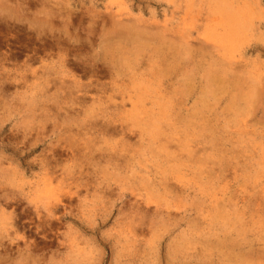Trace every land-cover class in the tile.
Listing matches in <instances>:
<instances>
[{
  "label": "rangeland",
  "instance_id": "374dc122",
  "mask_svg": "<svg viewBox=\"0 0 264 264\" xmlns=\"http://www.w3.org/2000/svg\"><path fill=\"white\" fill-rule=\"evenodd\" d=\"M0 264H264V0H0Z\"/></svg>",
  "mask_w": 264,
  "mask_h": 264
},
{
  "label": "bare ground",
  "instance_id": "6f19581e",
  "mask_svg": "<svg viewBox=\"0 0 264 264\" xmlns=\"http://www.w3.org/2000/svg\"><path fill=\"white\" fill-rule=\"evenodd\" d=\"M119 23H120V20H119ZM135 26H136V25H135ZM136 27H137V26H136ZM138 34H139V33H138ZM135 37H137V36H135ZM224 61H225V60H224ZM215 79H216V78H215ZM215 79H214V80H215ZM213 82H214V81H213Z\"/></svg>",
  "mask_w": 264,
  "mask_h": 264
}]
</instances>
